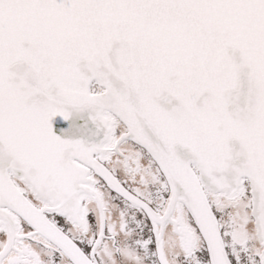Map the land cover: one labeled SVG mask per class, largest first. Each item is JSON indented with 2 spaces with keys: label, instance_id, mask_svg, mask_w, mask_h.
I'll list each match as a JSON object with an SVG mask.
<instances>
[{
  "label": "snow or ice",
  "instance_id": "obj_1",
  "mask_svg": "<svg viewBox=\"0 0 264 264\" xmlns=\"http://www.w3.org/2000/svg\"><path fill=\"white\" fill-rule=\"evenodd\" d=\"M0 264H264V0H0Z\"/></svg>",
  "mask_w": 264,
  "mask_h": 264
}]
</instances>
